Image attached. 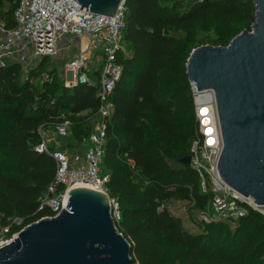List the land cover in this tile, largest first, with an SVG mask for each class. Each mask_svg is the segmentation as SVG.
Returning a JSON list of instances; mask_svg holds the SVG:
<instances>
[{
	"label": "trees",
	"instance_id": "16d2710c",
	"mask_svg": "<svg viewBox=\"0 0 264 264\" xmlns=\"http://www.w3.org/2000/svg\"><path fill=\"white\" fill-rule=\"evenodd\" d=\"M18 2L0 0L9 26ZM126 7L127 51L110 96L102 172L119 203L116 225L131 244L133 264H264L260 211L248 206L236 221L201 223L192 233L168 207L181 199L206 209L213 197L194 166L182 162L197 130L188 58L197 47L227 46L251 29L254 0H126ZM93 78L68 88L48 56L26 77L18 62L0 67V235L52 216L40 209V198L55 180L57 161L35 150L39 130L70 120V140L82 149V137L99 121L98 73Z\"/></svg>",
	"mask_w": 264,
	"mask_h": 264
},
{
	"label": "built area",
	"instance_id": "2783aa9c",
	"mask_svg": "<svg viewBox=\"0 0 264 264\" xmlns=\"http://www.w3.org/2000/svg\"><path fill=\"white\" fill-rule=\"evenodd\" d=\"M81 8L76 0H19L12 26L0 18V67L5 66L3 60L8 58L21 64L27 76L40 58L60 59L64 61V84L68 88L80 83L94 84L93 75L98 73L99 121L92 132L82 137V166H73L65 152L52 147L55 138L49 136L42 126L39 130L41 141L35 150L48 153L57 161L55 180L40 198V209L50 208L53 213L48 216L50 218L67 208L69 193L75 184L87 183L108 194L109 174L102 172V164L107 124L113 112L110 96L122 75L120 54L127 51L124 39L126 0H122L115 16ZM95 56L102 64L92 70L89 62ZM44 77H48V73ZM191 86L197 120L196 136L191 145V164L200 175L203 192L213 193L208 208L200 211V221H236L246 215L248 206L264 215V206L233 189L220 176L218 166L224 140L216 94L213 89L199 91L194 83ZM70 126V120L57 125L56 135L68 136ZM109 201L112 216L115 222L119 221V203L110 196ZM12 239L0 238V248Z\"/></svg>",
	"mask_w": 264,
	"mask_h": 264
},
{
	"label": "water",
	"instance_id": "95a60500",
	"mask_svg": "<svg viewBox=\"0 0 264 264\" xmlns=\"http://www.w3.org/2000/svg\"><path fill=\"white\" fill-rule=\"evenodd\" d=\"M81 9L115 16L122 0H76ZM255 23L227 46L202 45L187 61L199 91L213 89L224 148L219 174L264 206V0ZM5 66L12 65L8 58ZM191 164V156L182 159ZM66 209L23 228L0 248V264H133L131 244L117 228L108 194L73 188Z\"/></svg>",
	"mask_w": 264,
	"mask_h": 264
},
{
	"label": "rangeland",
	"instance_id": "374dc122",
	"mask_svg": "<svg viewBox=\"0 0 264 264\" xmlns=\"http://www.w3.org/2000/svg\"><path fill=\"white\" fill-rule=\"evenodd\" d=\"M210 34H212L213 36L216 35V33L214 32H211ZM99 52L101 51H97L96 53H99ZM54 62H55V65H57L58 70L61 72V74L64 75V72H63L64 61L60 59H54ZM89 63H90V68L94 70L100 67V65L102 64V61L100 62L95 56L94 58L90 60ZM46 132L49 134V136H52L55 138L53 141L52 147L58 148L62 152H65L73 166L78 167L84 164L83 150L77 144H75L74 142L70 140L69 135L66 137H58L56 135V130L51 129V128L46 129ZM168 207L171 209L173 213H175L176 215L182 218L184 225L189 231H191L192 233H198L201 230L202 222L199 219V215H200V211H202L203 209L197 208L195 202L184 201L181 199H174L168 203ZM16 235L17 234H15L12 237H9L7 234V230L4 229L3 233L0 235V238L11 239V238H14Z\"/></svg>",
	"mask_w": 264,
	"mask_h": 264
},
{
	"label": "bare ground",
	"instance_id": "6f19581e",
	"mask_svg": "<svg viewBox=\"0 0 264 264\" xmlns=\"http://www.w3.org/2000/svg\"><path fill=\"white\" fill-rule=\"evenodd\" d=\"M80 187H82V188H91V189L96 190L92 185L87 184V183H78V184H75L73 186V188H80Z\"/></svg>",
	"mask_w": 264,
	"mask_h": 264
}]
</instances>
